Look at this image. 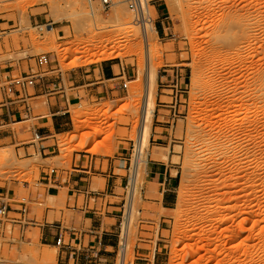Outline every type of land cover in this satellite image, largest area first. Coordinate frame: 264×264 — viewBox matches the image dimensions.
Returning a JSON list of instances; mask_svg holds the SVG:
<instances>
[{
  "label": "rangeland",
  "instance_id": "374dc122",
  "mask_svg": "<svg viewBox=\"0 0 264 264\" xmlns=\"http://www.w3.org/2000/svg\"><path fill=\"white\" fill-rule=\"evenodd\" d=\"M84 1L91 11L87 0ZM41 2L0 1V66L9 61L48 54L52 68L65 74L110 63L120 64L131 76L127 79L130 82L128 89L120 95L93 98L89 102L81 100L70 107L66 117L69 126L62 128L66 131L55 137L54 142L59 147L57 157L44 161L40 154L26 157L23 149L16 150V145L0 146V156L3 152L14 155L13 161L2 163L0 160V187L8 180L30 184L29 190L21 188L19 193L31 203L29 217L38 218L39 225L61 221L64 227L81 228L83 214L67 206L68 188H60L48 180L43 181L48 185L40 183V167L48 165L60 171L71 170L75 160L77 164L81 160L89 161V158H83L84 155L113 159L119 146L131 143L130 154L126 156L130 176L136 163L147 63L139 36L131 39L120 32L122 26L114 33H106L105 27L115 25L110 23L114 8L104 11L99 0L93 6L104 19V28L100 26V30L81 33L72 22L55 24L57 40L54 43L61 47L60 52L52 51L54 44L46 43L47 34L40 29L52 20V13L49 8L46 10L48 5ZM155 2L160 7L156 8ZM149 9L159 32L152 40V49L158 52L152 62L158 71V81L154 87L156 111L149 151L142 155L140 165L136 211L141 209L144 201L151 202L144 195L148 176L145 161L156 148H165L163 151L169 153L170 158L176 156L166 164L175 165L179 171L173 189L177 201L173 209L161 213L160 218L171 221L168 231L161 237L158 234L160 220L143 219L135 213L139 226L130 230L126 260L133 259L139 264H144L140 261L143 258L150 260V264H264V0H152ZM129 15L135 26L132 28L141 33L131 11ZM231 18L239 23L233 29L226 26ZM205 33L212 36L226 34L224 41L229 38L236 44L218 56L213 50V42L204 37ZM97 34H106V39L110 40L107 53L113 57L106 59L103 49L86 64L74 67L77 56L69 53L74 49V43ZM2 43L6 44L7 52H1ZM114 44L119 46V51L110 48ZM12 46L16 50L13 53ZM43 68L47 70L48 66ZM33 69L39 71L36 61H33ZM115 69L119 74L120 67ZM177 71L183 76L187 93L181 98L182 115L176 116L180 104L175 107L174 91L162 85L168 75ZM6 77H10L8 73ZM34 105L37 113H47L46 98L38 99ZM74 111L79 115H74ZM211 115L217 117L211 119ZM27 127L28 124L18 125L15 129L24 131ZM155 132L158 133L156 137ZM21 139L24 140L23 134ZM30 152L34 154V149ZM199 155L203 156L202 160L197 159ZM104 164L106 169L108 161ZM100 165L99 160L97 169ZM126 165L117 162L118 167ZM104 183L103 179L95 178L93 189H102ZM152 189L157 192L158 184ZM131 190L130 180V188L122 191L125 207L118 227L120 239L127 221ZM197 208L205 220L198 235L191 240L192 244H198L191 257L187 247L191 233L185 230L196 223ZM47 211L49 219L43 221ZM11 217L20 218L18 215ZM35 227L29 228L34 236L27 240L21 238L24 234L19 226L9 224L4 229L7 241L11 242L13 238L17 241L5 247L0 264L2 257L9 254H12V262L7 264H61L58 249L35 244L40 237V229ZM158 242L159 259L156 260ZM139 246L140 250L151 251L138 253ZM46 252L55 254L56 259H44ZM123 257L121 239L114 264H122Z\"/></svg>",
  "mask_w": 264,
  "mask_h": 264
},
{
  "label": "crops",
  "instance_id": "0c3cea01",
  "mask_svg": "<svg viewBox=\"0 0 264 264\" xmlns=\"http://www.w3.org/2000/svg\"><path fill=\"white\" fill-rule=\"evenodd\" d=\"M154 6L160 7L156 2ZM2 44L1 52H7L6 44ZM10 49L11 53L16 51L14 46ZM38 60L39 56H29L19 61H9L0 66V146L16 145V150L23 149L26 157L40 154L42 159L47 161L57 157L55 154L59 147L54 142L55 137L66 131L62 128L69 126L66 117L70 112V107L74 103H80L81 100L89 102L93 98L104 99L107 96L109 98L110 95H113L112 97L120 95L125 90L123 85L127 81V77L124 67H121L120 64L103 63L97 68L79 69L65 74L59 69L52 68V64H49L48 69L44 70L38 64ZM33 61H36L39 69L35 75V86L28 88L25 91V96L19 89L9 96L3 86L7 85L16 74L19 77L32 74L34 72ZM117 66L121 69L119 74L115 69ZM6 73L9 74V78L6 77ZM162 87L165 86L162 85ZM41 98L47 100V113H37L34 103ZM26 124L29 127L24 131L15 129L18 125ZM31 129L36 130L42 136L41 141H33ZM22 134L24 140L21 139ZM156 135H158L157 132L154 133V137ZM161 138L166 139L167 137ZM160 141L158 139V142ZM31 148L34 149V154L30 152ZM130 151L131 143H126V145L118 147L113 159H100L84 155L83 158H89V161L88 159L87 161L81 160L77 164L75 160L71 170L60 171L58 169L59 182L57 184L61 186L60 188L69 190L70 197L67 206L70 210L83 214V223L81 228L64 227L61 221L54 224L38 225L35 229H40V237L35 244L58 249V259L61 264H114L116 252L121 248L118 227L123 219L121 213L125 207V194L122 191L130 188L129 159L126 158ZM99 160L101 165L97 169ZM106 161H108V165L105 169L104 162ZM118 161L127 163L126 167H118ZM175 167L173 164L153 161L151 155L147 163L146 173L148 176L144 195L149 197L151 202L160 204L167 211L173 209L177 201L173 189L176 187L179 171ZM48 170H51L48 165L40 167V179L38 180L40 183L48 185L43 182L48 180L46 172ZM174 171L178 172L177 176L173 175ZM95 178L105 181L102 189H93ZM3 183L4 186L0 187V205L7 206V219H15L13 225L20 227L21 218L11 217V215L22 216L19 211V199L21 198L19 193L21 188L29 190L30 184L9 180ZM156 184H158L157 192L152 189ZM13 201H17V204ZM119 210L120 212H118ZM48 219L49 211L44 213L43 221H48ZM35 220L39 221L38 218ZM170 222L166 217L160 218L158 230L160 237L168 231ZM33 234V231L28 229L25 231L24 237L21 238L27 240L28 237H33ZM0 237V256H2L5 247L8 244H15L17 240L13 238L11 242L7 241L5 231L0 233ZM159 246L158 242L157 251ZM140 249L139 246L138 253L146 254L151 251V249L146 251ZM93 250L99 255L96 260L89 259L87 255ZM11 256L12 254L6 258L2 257L1 264L12 262ZM158 259L159 251L156 254V260ZM140 261L150 264V260L144 258Z\"/></svg>",
  "mask_w": 264,
  "mask_h": 264
},
{
  "label": "bare ground",
  "instance_id": "6f19581e",
  "mask_svg": "<svg viewBox=\"0 0 264 264\" xmlns=\"http://www.w3.org/2000/svg\"><path fill=\"white\" fill-rule=\"evenodd\" d=\"M42 4L48 5L45 7L47 11H51V21L49 23L44 24L40 27L41 30L45 31L47 34L46 43H53L52 51L60 52V45H56V28L54 27L55 24L65 23V22H72L76 27L77 31L83 33L85 31L91 30H100L99 27L106 25L104 23V19L99 17L97 14L96 9L93 6V9L88 10L86 7V3L84 0H41ZM49 8V9H48ZM129 9L126 8L124 3H121L114 7V11L110 18V23H114L115 25H110L105 27L106 33H114L116 32L117 27H124L120 30L127 34L128 37L131 39H135L134 37L137 35L142 40L140 41L141 51L145 56L146 59V72H145V87L146 93L144 98V105L142 108V117H141V124L138 131V142L136 152V163L134 166V170L132 172L131 177V198L130 203L128 206V213H127V221L121 235L122 239V251H123V261L122 264H139V262L130 259L126 260V252L128 251V241L127 239L130 237V230L137 228L139 223L134 218L136 212L140 214L143 219L159 221L162 212L167 211L164 209L160 204L144 201L141 209L136 211V199H137V192L139 189V175H140V165L143 162L142 155L146 154L149 151V144L151 140V134L153 129L155 111H156V101H155V93L154 87L158 81V71L156 67L153 65L154 57L158 55L154 49H152V40L153 37L158 34V29L155 24H149L146 28H141L142 32L140 33L138 30L133 29L135 27L134 24L131 22V18L129 15ZM238 20L235 18L229 19V22L226 23V26L230 29H233L238 26ZM138 28V27H137ZM106 34H97L95 36H90L89 38L85 39H78L76 43H74V49H72L69 53L71 55H76V59L74 61V67H80L86 64L88 61L94 59L96 56L100 55L99 52H102L106 59L113 57V54H108L107 49L108 45L110 44V40L106 39ZM226 36L219 34L218 36H212L211 34L205 33L204 37L210 38L208 42H213L212 47L215 54L218 56L223 55L227 51H230L231 48L234 47L235 44L229 41H224V37ZM81 37V35L79 36ZM115 51H119V46L114 44L110 47ZM69 49V48H68ZM115 53V52H114ZM121 55V54H119ZM103 57V58H104ZM74 115H79L77 111L73 112ZM216 115H211V119H215ZM101 122H98L100 124ZM247 135V134H245ZM249 137V135H247ZM240 138V136L238 137ZM212 143V139L208 142L210 145ZM165 148H156L154 149L153 153L151 154V159L153 161L164 162L168 163L171 159H174L176 156H172L170 158L169 153L163 151ZM14 155L9 152H3L0 156V160L2 163L13 161ZM197 159L202 160L203 156L199 155ZM148 163V161H145ZM135 172V176H134ZM174 176L178 175V172H173ZM195 217L197 219L196 223L191 224L185 230L186 233L190 234V239H188V254L193 257V249L198 244H192L191 240L194 239L198 235V230L200 229L202 221L205 220L204 214L199 211H195ZM207 223V221H205ZM195 245V246H194ZM191 251V252H190ZM192 253V254H191ZM44 259L46 260H54L56 259L55 254L46 252L44 254Z\"/></svg>",
  "mask_w": 264,
  "mask_h": 264
},
{
  "label": "built area",
  "instance_id": "2783aa9c",
  "mask_svg": "<svg viewBox=\"0 0 264 264\" xmlns=\"http://www.w3.org/2000/svg\"><path fill=\"white\" fill-rule=\"evenodd\" d=\"M1 1V0H0ZM97 0H87L89 6L91 9H93V5L96 3ZM100 1V6L104 11H110L117 5L124 3L127 5L128 9L133 13L134 16V23L136 26L140 28H146L150 23L153 24V18L151 17L150 14V9L149 7L151 6L152 0H99ZM156 26V23H154ZM38 64L41 67L48 66L51 64V58L48 54H43L39 56ZM37 72H33L32 74L26 75V76H21V77H14L7 85L3 86L4 90L8 93L9 96H12L16 89H19L22 93L23 96H25V91L30 88L34 87L36 83V75ZM124 73L126 74L127 79H131V76L128 75V72L124 70ZM166 77V76H165ZM163 77V78H165ZM183 81V76L182 74L177 71L174 75H168L167 81L163 83L165 88L172 89L174 91L175 96L174 98L176 99L177 105L180 104L179 109L175 111L176 116L177 115H182V95L187 93V89H184V85L182 83ZM128 83L129 81H125L123 88L125 90L128 89ZM170 87H167V86ZM187 88V87H186ZM171 107V106H168ZM32 132V137L34 142H39L42 140V136L33 129H31ZM135 176V172H134ZM132 173H130L129 180H131ZM47 178L50 183H58L59 182V172L58 169H51L47 173ZM15 204H17V201H13ZM19 204L20 208L19 211L21 213V223H20V232L22 235L25 233L27 229L30 227H35L39 225V221L35 220V218H30V212H31V203L29 202L28 198L26 197H21L19 199ZM7 206L5 204L0 205V233L4 232V229H7L8 225H13L15 219H7ZM6 223V225H4ZM7 226V227H6ZM2 230V231H1ZM12 234V231L10 232ZM88 258L89 259H98V252L96 251H91L88 252Z\"/></svg>",
  "mask_w": 264,
  "mask_h": 264
}]
</instances>
